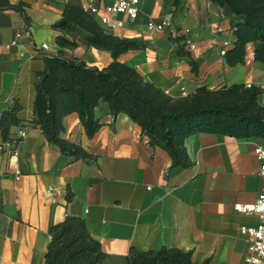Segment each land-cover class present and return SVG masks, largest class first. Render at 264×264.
Returning <instances> with one entry per match:
<instances>
[{
  "label": "crops",
  "instance_id": "0c3cea01",
  "mask_svg": "<svg viewBox=\"0 0 264 264\" xmlns=\"http://www.w3.org/2000/svg\"><path fill=\"white\" fill-rule=\"evenodd\" d=\"M8 1L22 3L31 22L27 25L17 11L0 10V113L16 96L22 106L18 117L30 120L34 81L46 55L40 45L48 43L55 53L60 32L52 25L64 5L84 9L88 1ZM231 20L242 16L211 0H140L137 19L108 33L136 38L142 48L117 60L172 96L201 85L255 84L263 90L258 102L264 105V64L253 60L252 44L246 45L242 64L228 65L219 54L225 40L230 41L227 49L232 46ZM149 21L172 22L195 44L190 55L197 72L188 57L175 55L167 33L147 30ZM68 52L89 66L101 68L112 61L109 51L82 44ZM96 115L102 125L91 138L75 112L64 118L63 137L97 155V164L63 155L39 128L28 125L23 126L27 136L8 153L0 131V264H45L49 229L66 215L85 220L106 253L103 264H127L130 246H174L191 250L197 263L209 259V264H244L248 236L239 227L257 218L235 211L233 205L254 201L260 189L253 148L263 139L198 133L185 140L194 165L169 169L170 156L158 146L150 147L148 137L126 114L113 119L108 104L100 103Z\"/></svg>",
  "mask_w": 264,
  "mask_h": 264
},
{
  "label": "trees",
  "instance_id": "16d2710c",
  "mask_svg": "<svg viewBox=\"0 0 264 264\" xmlns=\"http://www.w3.org/2000/svg\"><path fill=\"white\" fill-rule=\"evenodd\" d=\"M211 1L227 6L231 14L242 16V20L230 21L234 40L225 51V62L231 66L244 63L246 45L251 43L253 60L264 64V0ZM0 10L17 11L30 25L22 3L0 0ZM52 28L60 32L55 38L58 48L54 54L45 55L44 69L36 73L33 117L30 120L18 117L22 106L16 96L0 113L1 136L4 142L12 143V150L22 140L12 128L28 125L39 128L47 143L56 145L63 155L97 164V155L64 138L63 133L64 118L75 112L91 138L102 125L96 115L100 103L108 104L113 119L124 113L138 124L141 135L148 137V145L158 146L170 156L169 169L194 165L185 140L198 133L260 137L264 142V105L258 102L263 90L258 85L233 83L213 88L201 85L189 94L175 97L146 81L135 67L117 60L129 50L142 48L136 38L106 32L78 4L66 3L61 18ZM169 38L175 46V55L188 57L191 69L197 72V63L185 49L186 36L179 33ZM79 44L109 51L112 61L101 68L89 66L83 58L68 52ZM66 197L71 199L69 193ZM49 236L45 264H103L106 253L82 217L66 215L51 225ZM127 264H209V259L194 262L191 250L174 246L148 250L130 246Z\"/></svg>",
  "mask_w": 264,
  "mask_h": 264
},
{
  "label": "built area",
  "instance_id": "2783aa9c",
  "mask_svg": "<svg viewBox=\"0 0 264 264\" xmlns=\"http://www.w3.org/2000/svg\"><path fill=\"white\" fill-rule=\"evenodd\" d=\"M84 1H88L84 6V10L92 15L106 32L115 31L121 28L126 22H134L138 17L140 0H109L104 5L96 4L92 0ZM146 28L149 31H160L172 36L179 33L176 26L168 21H149L146 23ZM229 45L230 41L225 40L219 50L221 56L225 55V51ZM40 49L46 55L54 54L48 43H42ZM185 49L190 53L195 49V44L190 39H187ZM182 93L185 94L184 90H182ZM27 134V129L24 127H18L15 131L16 137L20 139H24ZM3 146L8 153L15 152L11 148L12 143L3 142ZM253 153L259 161L257 174L261 183L260 189L254 201L236 202L233 208L239 213L254 215L257 218L255 223L241 225L239 227L240 232L248 236L244 264H264V143L256 144L253 148Z\"/></svg>",
  "mask_w": 264,
  "mask_h": 264
}]
</instances>
